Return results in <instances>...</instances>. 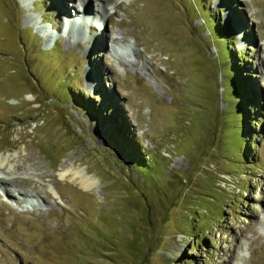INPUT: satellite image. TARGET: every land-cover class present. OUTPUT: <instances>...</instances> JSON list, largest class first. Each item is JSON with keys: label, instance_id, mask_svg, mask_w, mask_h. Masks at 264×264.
Returning a JSON list of instances; mask_svg holds the SVG:
<instances>
[{"label": "rangeland", "instance_id": "374dc122", "mask_svg": "<svg viewBox=\"0 0 264 264\" xmlns=\"http://www.w3.org/2000/svg\"><path fill=\"white\" fill-rule=\"evenodd\" d=\"M84 5L0 0V264H264V0Z\"/></svg>", "mask_w": 264, "mask_h": 264}, {"label": "trees", "instance_id": "16d2710c", "mask_svg": "<svg viewBox=\"0 0 264 264\" xmlns=\"http://www.w3.org/2000/svg\"><path fill=\"white\" fill-rule=\"evenodd\" d=\"M201 4V6H202V3H200ZM199 4V5H200ZM201 14H203L204 13V17H205V23L207 24V25H209V26H211L212 27V31H213V34H214V36L217 38L216 39V41H222L223 43H224V48L226 47V45H227V48L229 49V44H227L228 43V40H227V37L225 36V32L223 33V31H221V29H225L224 28V26L223 25H221V24H217V23H215V22H213V21H210L209 20V13L208 12H205L203 9H202V7H201ZM220 27H219V26ZM222 26V27H221ZM240 62H241V60H240ZM242 62H243V60H242ZM232 68V69H231ZM241 69H239V67L237 66V67H235L234 69H233V65L232 66H230V71H231V73H232V83H231V86H232V88L231 89H228V92L230 93V92H232L233 91V93L235 94V97L236 96H240V97H242V99H246V98H248V93H247V90H248V84L247 83H245L244 82V76L242 75V74H240V71ZM232 90V91H231ZM68 93V92H67ZM78 94H76V96H77ZM78 104H79V106H82V107H86V108H88V104L87 103H85V102H83L82 100H78L77 99V101H76ZM242 108V109H241ZM240 113H241V120L243 121H245L246 119L245 118H247V114H248V112L247 111H245V109H244V107L243 106H241L240 108ZM244 118V119H243ZM242 125L244 126V129L246 128V125H244V123H242ZM246 130V129H245ZM243 133V132H242ZM120 138H122V137H120ZM125 145V144H124ZM128 146V144L126 145V146H124V147H127ZM129 150L130 151H128V159L129 160H133V159H136V162H135V165H137V167H138V169L140 170V171H142V172H144V171H146V167H145V164H144V158H140V155H138V150H137V147H135V151L134 150H132L131 148H129Z\"/></svg>", "mask_w": 264, "mask_h": 264}, {"label": "bare ground", "instance_id": "6f19581e", "mask_svg": "<svg viewBox=\"0 0 264 264\" xmlns=\"http://www.w3.org/2000/svg\"><path fill=\"white\" fill-rule=\"evenodd\" d=\"M79 1L81 2V6L85 7L84 0H79ZM83 7L81 9L82 10L81 11V13H82L81 15L78 16V14L75 13V16H73L72 18H76V19H72L71 20L68 17L67 21H69V24L71 23V25H73V29L74 30H76L75 28H77L78 25L84 24L85 21H87V23H88V31L89 32H94L93 31L94 30L93 26H95V24L92 25V22H94L95 20H98L99 22H104L105 18L99 17L97 15L94 16L92 11H90L88 8L84 9ZM67 16H69V15L67 14ZM97 31H98V29H97ZM97 40H101V39H100V37L98 35H94L93 38H92L93 44H95ZM75 176H76V179L78 180L79 185L82 187L83 190H90L91 182L88 179H86L83 176L79 175V173H76Z\"/></svg>", "mask_w": 264, "mask_h": 264}]
</instances>
